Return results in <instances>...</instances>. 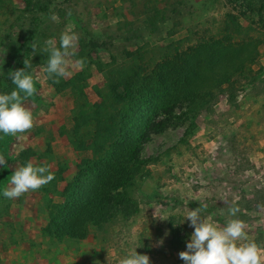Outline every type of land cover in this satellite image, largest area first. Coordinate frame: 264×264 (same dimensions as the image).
<instances>
[{
	"label": "rangeland",
	"instance_id": "rangeland-1",
	"mask_svg": "<svg viewBox=\"0 0 264 264\" xmlns=\"http://www.w3.org/2000/svg\"><path fill=\"white\" fill-rule=\"evenodd\" d=\"M69 27L76 55L54 83L40 50ZM31 57L33 127L0 133V264H118L136 247L184 264L199 204L218 227L237 206L264 264V0H0V94ZM28 161L55 179L5 198Z\"/></svg>",
	"mask_w": 264,
	"mask_h": 264
},
{
	"label": "clouds",
	"instance_id": "clouds-1",
	"mask_svg": "<svg viewBox=\"0 0 264 264\" xmlns=\"http://www.w3.org/2000/svg\"><path fill=\"white\" fill-rule=\"evenodd\" d=\"M50 18L53 21L58 20L55 14ZM77 42L78 35L69 27L60 34L59 46L54 39H48L45 47L40 50L47 54L44 71L54 83L59 82V77L68 75L66 58L76 55ZM30 48L33 57L38 48L35 39L32 40ZM32 57L24 58L23 68L9 70L7 73L15 88L10 94H0V133L4 136H16L30 131L33 127L32 112L23 104L37 92L33 76L26 71L32 66ZM85 63L84 58L75 61V65L81 70ZM0 165L7 167L3 155H0ZM54 179L55 175L49 166H34L28 161L14 169L10 175L9 186L2 190V195L7 199L19 198L29 190H38ZM206 209V204H199V207L187 212L185 219L193 231L190 240L186 242V250L178 253L184 264H262L261 249L255 241L248 240L244 221L236 218L239 212L237 206L229 205V218L223 227L201 217L202 211ZM136 248L127 252L118 264H150V257L137 253Z\"/></svg>",
	"mask_w": 264,
	"mask_h": 264
},
{
	"label": "trees",
	"instance_id": "trees-1",
	"mask_svg": "<svg viewBox=\"0 0 264 264\" xmlns=\"http://www.w3.org/2000/svg\"><path fill=\"white\" fill-rule=\"evenodd\" d=\"M184 63V62H183ZM199 84L196 83L191 89L188 90V93L190 94V100L193 101V103H195L196 99L198 98L199 95H196L195 97H193V94L195 92H198L199 93V88H198ZM187 99H189V97L186 95L185 96ZM154 107V106H153ZM148 111H151L150 108H148ZM142 117V120L145 122V119L147 118V120H149V116H146L145 114H142L141 115ZM83 119V118H82ZM84 214H90L89 216H87V219L85 216H83V219L85 220V223L86 221L88 223H93L94 225H99L101 222V219H100V216L99 214H102V212H100L98 209H95V208H91L90 212H86ZM73 216V215H72ZM74 221H75V218H74ZM73 226L74 224L71 223ZM74 230V229H73ZM73 230H72V233H73ZM74 235H76V232H74ZM82 235H85V234H82V233H78L76 235V237H81Z\"/></svg>",
	"mask_w": 264,
	"mask_h": 264
}]
</instances>
